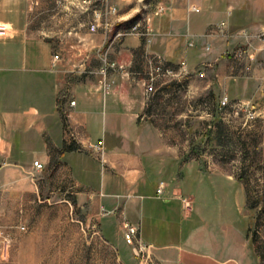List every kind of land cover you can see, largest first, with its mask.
Segmentation results:
<instances>
[{
	"label": "crops",
	"instance_id": "crops-1",
	"mask_svg": "<svg viewBox=\"0 0 264 264\" xmlns=\"http://www.w3.org/2000/svg\"><path fill=\"white\" fill-rule=\"evenodd\" d=\"M164 4L163 15L148 16L154 34L149 41L127 37L111 47L109 61L121 69L103 77L96 53L105 41L102 33L80 38L71 55L55 53L52 42L29 35L27 0H0V171L10 176L3 186L21 189L32 177L56 168L49 185L69 186L72 202L88 222L100 223L99 234L115 247L128 222L156 264H254L242 233L204 219L198 204L200 223L185 242L164 239L159 221L179 209L185 219L193 211L194 199L182 195L183 171L193 166L181 160L179 148L143 113L136 65L160 59L192 78L203 74L208 85L228 97L236 72L232 64L249 68L264 57V36L257 38L263 33L264 0ZM191 7L200 12L192 13ZM263 73L255 69L252 76ZM34 161L43 164L41 171L34 169ZM200 178L201 173L198 183ZM101 208L113 216L101 222Z\"/></svg>",
	"mask_w": 264,
	"mask_h": 264
},
{
	"label": "rangeland",
	"instance_id": "rangeland-1",
	"mask_svg": "<svg viewBox=\"0 0 264 264\" xmlns=\"http://www.w3.org/2000/svg\"><path fill=\"white\" fill-rule=\"evenodd\" d=\"M102 2L27 0L29 35L52 42L55 53L71 55L80 46L79 39L92 33L89 28ZM159 2L164 0H108L119 11L115 24L123 29L152 14ZM262 28L264 32V24ZM110 37L105 38L107 43ZM105 41L97 50L107 48ZM150 61L136 65L145 99L143 113L179 148L181 160L193 166L184 169L182 183V195L194 199L193 211L185 219L184 209H179L159 221L164 239L185 242L200 223L198 204L204 219L241 232L254 264H264V73L252 76L255 69H264V57L250 62L249 68L232 64L236 72L228 97L208 85L206 77L192 78L185 70L174 77L156 76ZM199 173L201 183L196 179ZM54 174L56 168L47 176L32 177L29 186L12 190L3 186L10 176L0 171V264H156L144 246L145 252L137 256L123 233L117 247L108 243L99 234L100 223L88 222L84 211L73 206L66 181L64 187L49 185Z\"/></svg>",
	"mask_w": 264,
	"mask_h": 264
},
{
	"label": "built area",
	"instance_id": "built-area-1",
	"mask_svg": "<svg viewBox=\"0 0 264 264\" xmlns=\"http://www.w3.org/2000/svg\"><path fill=\"white\" fill-rule=\"evenodd\" d=\"M190 11L192 13H199L200 10L195 7H191ZM118 10L117 8L108 3V0H103L101 7L96 13V20L95 23L90 25V31L92 33H96L99 30H102L103 35L105 38L110 35L109 42L107 43L105 41L106 49L105 50H97V54L101 57V64L102 67L99 71L100 75L103 77L108 73L109 70L112 69H121V67L117 66L116 63L110 62L108 58V52L111 49V47L118 41L123 40L127 37H137L144 41H149L150 38L154 35L151 28V22L152 20L150 17H145L142 21H136L134 23L129 24L128 27L122 28L121 24L117 27V24H115L116 19L118 17ZM166 12V7L163 2H159L156 4L155 9L152 13L153 17L161 16ZM123 24V23H122ZM128 24V23H127ZM126 24V25H127ZM221 26H224V23H221ZM117 27V28H116ZM3 28H0V34H3ZM264 35V32L262 33ZM188 46H193L192 43H190ZM237 55H241L239 52ZM54 60H58V55L54 56ZM184 65L182 64L181 67ZM150 69L156 76H166V77H174L176 76V72L170 68L165 66V64L160 59H153L150 61ZM200 77L203 76V74H199ZM223 105L227 103V99L224 98ZM75 102H70V106H74ZM33 167L37 171H41L43 169V164L39 161L33 162ZM157 196L160 197L162 194V188L159 187L157 192ZM184 208H190V202L185 199L182 200ZM100 214L102 217L108 216L110 214H113V212H108L104 208H101ZM123 240L128 245L134 248L135 253L137 256L140 254L142 255L145 252V248L138 244L139 246L136 247L135 243L138 238V229L134 227L133 225L129 224L128 222L124 223L123 226ZM145 255V254H144Z\"/></svg>",
	"mask_w": 264,
	"mask_h": 264
},
{
	"label": "trees",
	"instance_id": "trees-1",
	"mask_svg": "<svg viewBox=\"0 0 264 264\" xmlns=\"http://www.w3.org/2000/svg\"><path fill=\"white\" fill-rule=\"evenodd\" d=\"M130 22H133V21H130ZM72 203H73V206H74V207H76V204H75V202H72Z\"/></svg>",
	"mask_w": 264,
	"mask_h": 264
}]
</instances>
